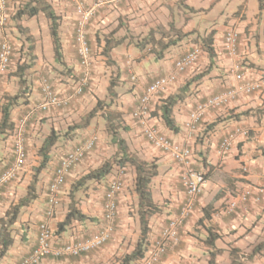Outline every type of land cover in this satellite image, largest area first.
<instances>
[{
	"label": "crops",
	"instance_id": "0c3cea01",
	"mask_svg": "<svg viewBox=\"0 0 264 264\" xmlns=\"http://www.w3.org/2000/svg\"><path fill=\"white\" fill-rule=\"evenodd\" d=\"M61 1L60 4L64 8L61 9L62 13L54 7L58 14H62L60 37L63 56L61 62L57 61L55 57L48 19V36H42L43 30L41 28L39 33L34 30L32 25H28L26 20L23 21L32 37L28 40L34 46V61L36 62L33 68L36 71L34 76L40 78L41 74L47 75L54 81L51 84L55 93L73 96L74 98L66 106L51 107L47 111L37 109L36 106L43 99L40 90L41 81L37 79L35 89L28 98L29 102L26 99L25 103L12 109L15 129L12 134L0 140V174L12 162L13 143L17 136L19 121L29 115L23 130L27 146V158L16 179L0 190V218L4 216L12 204L18 202L19 197L26 195L32 179L30 175L32 168L37 164L34 160H41L38 149L50 130L54 128L61 131L62 136L50 152L51 160L39 174L36 185L37 197L22 209L18 222H16V224L21 222L22 234L16 236L14 244L4 258L0 260V264H18L37 244L39 223L47 208L48 184L59 158L91 134H98L97 148L83 163L77 165L67 175V183L60 195L61 202L57 207L55 217L51 220L54 229L57 228L59 221L64 220L68 211L69 197L65 191L67 186L84 173L99 167L104 160L109 158V151L113 148L105 139L106 118L104 113L107 107L99 109L88 127L76 129L71 131L69 135H64L70 125L80 122L95 107L97 98H88L86 95L74 96V87L63 81L69 75L73 77V74L82 72V68L75 38L77 22L72 19L69 10L65 9L66 6L69 8L70 5H64L65 3L73 4L74 0ZM84 1L86 6L94 11L92 15L94 18L87 31L91 46H94L93 34H98L100 37L101 32H106L109 24L113 23L115 19L118 23V30L114 29L115 35L117 33L124 35L126 30L130 29L135 30L138 34L139 32L143 33V37H145L152 29H157L159 26L172 30L170 33H174V39H176L177 33L182 35L176 44L165 50L164 57L160 59H157L156 54L151 50L149 52L146 49L140 50L128 38L114 47L111 52L112 59L121 68L122 80L126 79L127 69L133 67L137 72L136 82H132L129 86H127V82L122 83L125 90H129L122 97L123 102L117 107L124 113L126 125L129 128L128 138L134 143L133 149L137 151L138 155L148 160L155 159L159 165V174L152 181V193L154 200L162 205L163 212L154 215L151 219L152 231L149 236L151 241L159 237L162 227L169 218L175 217L179 213L181 205L186 200V192L181 181L183 166L163 150L151 145L147 140L146 143L141 142L138 135L142 130L132 112L137 106L139 97L156 77L173 72L175 61L181 55L194 45H202L203 52L197 63L186 72L179 74L177 81L167 91L154 96L151 102V107L156 113L151 118V123L173 138L176 143L190 146L192 148L191 162L193 166L206 172L205 187L196 201L194 212L180 226L178 239L168 244L155 264H205L201 258L196 256L198 250L209 249L203 240L204 237L201 236L202 234L208 235L205 228L208 227V221L212 222L217 231L221 233L222 237L217 245L224 249L221 254L216 256L214 264H221L219 259L221 255L226 256V260L222 264H229L228 249L230 248L226 244L221 245L220 242L232 243V246L243 247L244 249L262 234L261 232L257 235L252 231V227L259 222L251 223L252 226L245 228L243 234L239 233L238 229L241 227L239 225L255 220L258 214H264V154L262 152L264 147V90L242 94L219 109L208 110L194 129L189 128L187 123L190 112L199 102L237 84L233 73L236 65L240 66L247 79H255L264 74V10H260L259 6L257 11L250 14L248 0H241L240 4H237L239 9L237 11L233 8L230 9L226 13V19L221 23L219 19L221 16L223 19L225 10L220 9L219 4L223 0ZM208 3L211 5L210 8L207 6ZM182 5L186 7L185 10L182 9ZM41 15L45 16L44 13H40L37 18ZM201 21L208 24L205 30L201 28ZM232 26H235L239 31V40L236 52L230 54L224 49L223 43L226 31ZM8 28H0V40L4 34H8ZM100 29L102 31H99ZM213 30L215 31L214 53L210 55L204 48L202 40ZM168 35L169 33L157 37L161 39V43H164ZM45 38L47 43L43 40ZM28 40L25 42L27 43ZM98 42L99 45H104L102 39H99ZM63 63L72 69L69 75L64 71L51 69L53 65H62ZM95 75L96 72L93 77L97 78ZM168 97L177 100L173 108L174 119L179 127L177 131L169 129L160 114L159 106ZM87 102H91L90 107H86ZM238 127L248 131V134H239L231 149L225 155L220 154L222 138ZM212 157L217 158V161L212 162ZM87 168L89 169L87 170ZM129 168L132 180L126 173V185L120 194L117 228L109 244L88 255L68 258L50 257L44 259L40 264H107V261L115 254L120 256L126 250H131L132 247L128 248L125 242L131 236L133 238L131 228L134 227L139 231V222L136 216L127 214L128 208L132 204H137L138 201L134 190V168ZM116 170L117 167L100 181H91L88 197H85L79 206L88 218L76 220L66 230L59 232L57 236L62 241H71L76 237L88 235L99 228L103 216L106 187ZM252 185L255 188L259 186L263 189L261 200L251 199L244 203L241 202L235 209H231L230 204L237 200L238 194ZM207 206L212 207L213 212L210 219L203 220L204 227L200 224V220L203 219L204 209ZM244 242L248 244L244 246ZM152 246V244L149 246L148 253ZM140 262L141 260L133 264H140Z\"/></svg>",
	"mask_w": 264,
	"mask_h": 264
},
{
	"label": "built area",
	"instance_id": "2783aa9c",
	"mask_svg": "<svg viewBox=\"0 0 264 264\" xmlns=\"http://www.w3.org/2000/svg\"><path fill=\"white\" fill-rule=\"evenodd\" d=\"M10 0H0V28L5 29L10 21ZM76 11L79 15L77 26V43L81 62L89 69V46L85 36L84 26L87 20L92 17V8L86 9L84 0H74ZM239 40V31L235 26L230 27L224 36V49L233 54L236 52ZM12 39L8 34H4L0 40V86L4 76L13 64L14 54ZM203 48L201 45H194L174 64V71L156 77L147 87L146 91L139 97L137 106L132 112L133 117L138 121L141 130L149 143L176 160L183 166L182 185L186 192V200L181 205L179 213L175 217L168 219L162 227L161 233L155 239L151 251L141 260L140 264H155L164 253L169 243L176 241L179 237L180 226L194 210L196 201L202 193L206 183V172L197 169L191 162L192 148L187 145L176 143L173 138L162 132L151 123L150 105L154 96L167 91L178 78V75L189 70L197 63ZM88 73V71H86ZM237 84L230 88L213 94L205 100L199 102L192 109L187 126L194 129L200 122L203 115L212 109H219L242 94H251L264 90V74L255 79H247L239 65L233 69ZM137 80L136 76H132ZM87 77L75 87L74 95L79 94ZM41 91L42 101L36 106L41 111H47L51 107L66 106L73 96H64L55 93L53 85L48 78L42 79ZM29 119V115L21 118L17 127V136L13 146V162L0 174V190L8 183L14 181L19 170L23 167L27 158L26 143L23 130ZM239 134L247 135L248 131L238 127L234 131L227 133L220 142V154L225 155L232 147ZM99 136L96 133L80 141L59 158L53 176L47 188V208L43 219L39 223L37 244L23 257L18 264H40L46 258H68L88 255L102 249L112 239L117 228L119 216L120 194L126 185V172L124 168H117L114 176L108 181L103 203V216L99 228L85 236L76 237L71 241H62L55 233L51 220L55 217L57 207L61 202L62 187L66 183L68 173L87 158V155L98 143ZM262 188H246L239 193L237 200L230 204L231 209H235L239 203L247 202L251 199L261 200Z\"/></svg>",
	"mask_w": 264,
	"mask_h": 264
},
{
	"label": "trees",
	"instance_id": "16d2710c",
	"mask_svg": "<svg viewBox=\"0 0 264 264\" xmlns=\"http://www.w3.org/2000/svg\"><path fill=\"white\" fill-rule=\"evenodd\" d=\"M9 4V12L11 19L13 6L10 2ZM259 6L260 10H264V0H259ZM40 13H44V15L50 20L49 26L53 38L55 57L57 61L61 62L63 56L62 43L60 37L62 16L55 11V9L47 0H31L26 5L22 6L17 11L15 17V20L17 21V27L20 31L25 30L26 26L23 27L22 21L25 20V18L37 16ZM156 34L157 30L152 29L145 37L141 38L140 41H137L136 45L140 50H145L147 46L151 45L152 47L150 50L156 54L157 59L163 58L165 50H167L171 45L176 44L177 41L182 38V35L175 33L177 35L176 39H170L167 42L161 43V39L158 38ZM29 36L30 37H28V39H31V35ZM214 37L215 31L213 30L202 40L204 48L209 52L210 55L214 53ZM122 42H124L123 38L115 39L113 35L112 37L111 35H108L106 37L105 44L102 48V54L105 55L108 59H110L113 48L118 46ZM29 48L33 50L34 46L32 45ZM13 58L14 54L12 56V59ZM114 82L115 81H112L109 86L110 91L115 89V87L117 86L115 85L116 83L114 84ZM83 90L84 86L82 91L76 96H80ZM19 97V95H12L9 97V100L3 103L1 106L0 140L12 134L15 129V122L12 119V109L20 103ZM115 97L116 96L114 94L113 98ZM71 101L72 99L70 100V102ZM176 101V98L168 97L159 106L162 118L164 119L168 128L173 131H177L179 128L175 122L173 115V108L175 106ZM70 102L68 104H70ZM108 105H110L111 111H105L104 113V116L106 118V129L107 132L112 136V140L115 145H117V151L115 152L114 156L112 155L108 159L104 160L99 167L91 169L90 171L84 173L79 178H77L76 181L71 183V200L68 203V211L64 220L58 222L57 231H55V233L58 234L59 232L66 230V228L76 220H85L88 218V216L77 205L78 203L75 197L76 192H78L82 188L86 189L88 181H100L104 179L106 176L112 173L115 167L124 168L125 172L127 173V166L129 165L131 168H134V190L137 194L138 199L136 212L131 216H136V218L138 219L140 227V236L131 248V250H126L125 252H123L118 258V260L114 261L112 264H133L136 261L142 260L147 255L149 246L151 244H154L155 240L151 241L149 238L150 232L152 231L151 219L154 215L163 212L162 205H160L154 200L152 193V181L159 174V165L155 159L148 160L138 155L137 152L131 148V144L129 141H127V139L118 136L120 128H123L126 131H128L129 128L126 125V121L123 115L124 113L117 107H113V102L108 103ZM99 109H104V107H102L101 101H98L97 106H95L89 113H87L80 122L70 125L69 129L65 132L64 135H69L71 131H74L76 129H84L88 127L91 120L95 117ZM154 111L150 105L151 118L156 115ZM141 133L144 136L143 132ZM61 136V131H57L53 128L50 130L49 134L44 138L41 146L38 149V154L41 156V161L39 166L37 167L36 173H34L28 185L26 195L21 197L17 203L12 204L5 212L4 216L0 218V260L4 258L10 247L14 244L15 237L12 235V230L10 228L18 221L22 209L28 206L37 197L36 185L39 180L38 174L47 166V164L51 160L50 152L60 140ZM144 138L146 139L145 136ZM97 146L98 143L96 144L94 149L87 155V157L92 154V152L97 148ZM262 152L264 154V147L262 149ZM81 163H83V161ZM204 210V217L200 220V224H203L204 219H210L213 212L212 207L210 206L205 207ZM205 228L208 232V235L206 236V239L203 240L205 241L207 247L211 249V259L209 261V264H214L216 256L221 254L224 250L217 245V241L221 238L222 235L213 227L208 226ZM263 255L264 235L258 237V239L251 243L248 248H246L244 251L241 250L240 247L232 246L229 249V264H248L250 262H253L257 257Z\"/></svg>",
	"mask_w": 264,
	"mask_h": 264
},
{
	"label": "rangeland",
	"instance_id": "374dc122",
	"mask_svg": "<svg viewBox=\"0 0 264 264\" xmlns=\"http://www.w3.org/2000/svg\"><path fill=\"white\" fill-rule=\"evenodd\" d=\"M29 1H31V0H10L11 5L13 6V10H12L11 19H10L8 26H7V27H9L7 32H8V35L12 39V43L14 44V49H15L14 50V58H13L14 63L10 67L9 71L7 72L5 79H4V83L2 82L3 86L1 85L2 87H0V109H1L2 104L5 103L6 101H8L9 97L12 95H19L20 96L19 97L20 103L17 104L16 106L25 103V101L28 100V98L31 96L32 92L35 89V87H34L36 85L35 81L37 79H39L41 81V85H42V79L48 78L47 75H42V74L40 75V78H37V76L36 77L34 76L36 71L33 70V68H34L36 62L34 61V58H35L34 51L29 48L30 46H32V42H30V40H28V37H30L29 35H31L30 31H29L28 27H26L25 30L20 31L19 28L17 27V21L15 20L17 11L22 6L26 5ZM47 1L52 5L53 8L55 7L58 12H61V9H64L63 5L60 4V3H62L61 0H47ZM66 2H68V1H66ZM239 2H241V0H223V2L221 4H219V8L225 10V12L223 13L224 14L223 19H221L222 16L219 19V20H221V23L226 19L225 18L226 13L228 11H230V9L233 8L236 11L239 9V6L237 7V4L238 5L240 4ZM248 3H249L250 14L252 12L257 11V9L259 7V0H248ZM64 5H70L69 8H67L68 6H66L65 9L69 10V12L71 13L72 19L77 22L76 28H75V35H76L78 21H79V15L76 11L75 3H73V4H70V3L66 4L65 3ZM207 6H208V8H210L211 7L210 3H208ZM87 8L88 7L86 6V9ZM185 8L186 7H184L182 5V9L185 10ZM60 15L62 16V14H60ZM75 18H76V20H75ZM93 18L94 17L89 18V20H87V23L84 26V30H86L85 36H86V39L88 41V46H89V56H90L89 57V67H88L89 69H87L85 64H83L81 62V58H80V65L82 68L81 69L82 72L79 71L77 74H73L74 75L73 77H70L69 74L72 71V69L66 63L65 64L63 63L62 64L63 66L61 64L53 65L51 67V69L52 70L56 69L57 71H64L66 74H68L69 75L68 78L63 79V81H65V83H69L70 85H72V87H74V89H75V87L77 88V86L82 82L84 77H87V81L84 84V90L80 96L86 95L88 98L96 97L97 100H96L95 106H97L98 101H101L102 107H107L105 109V111L109 112L111 110H110V105H108V103L113 102V105H112L113 107L120 106V104L123 102L122 97L129 90V89L125 90L122 83L124 84L125 82H127V84H128L127 86H129V85H131L132 82H136V80H133L132 76H136L137 72L135 71L136 69H134L133 67L127 69L126 70L127 73H125L126 79L122 80V72H121L120 66L112 59V56L110 59H108L105 55L102 54V48L104 45H102V46L99 45L98 41H99V39H102L104 41V44H105L106 37L108 35L109 36L111 35V37H112V35H113V37H115V39L123 38V40L125 41V39L128 38V39H130V42H134L136 44L137 41H140V39L143 38L144 34L140 33V32L138 34L135 30L128 29V30H126V32H125L126 34H124V35L118 34V33L115 35L114 29L118 30V23L116 21L117 19H115V21H113V23L111 22V24H109V26H108L109 28L107 29L106 32H101L100 37L98 36V34H95V33L93 34L94 37H92V38H93L94 46H91L87 31H88L89 26L91 25ZM47 19L48 18L46 16H43V15L39 16L38 18H37V16L25 18V20L28 22L27 24L32 25L34 30L38 31L39 33L41 32L40 28L43 30L41 32L42 36H44V35L48 36L49 35V28H48L49 26L47 25ZM48 21L50 22L49 19H48ZM201 22H202L201 28H202V30H205V28L208 26V24L205 21H201ZM22 25L24 27V21L22 22ZM49 25H50V23H49ZM128 26H131V25L128 24ZM162 27L163 26L157 27V29H156L157 30V36L161 37L162 35H166L169 33L167 40H165V41H169L170 39H174V36H175L174 33H172V34L170 33V32H172V30L164 28V27L162 28ZM126 28H128V27H126ZM101 29L103 30V28H101ZM101 29L99 31H102ZM76 37H77V35L75 36V38ZM25 40H28V42L26 43ZM43 40H45V43H47L46 38ZM76 45H77V52L79 54L77 40H76ZM24 47H25V49H24ZM151 47L152 46L149 45V47H147L146 50L149 52ZM79 56H80V54H79ZM97 57H99V58H97ZM86 71H88V73ZM94 71L96 72L97 78L93 77V74H95ZM48 79H49L50 83L54 82L53 79L52 80L50 78H48ZM112 81H115L114 84L116 83L115 85H117L115 87V89L112 90L113 92L109 90V86H110ZM40 90H41V86H40ZM114 94L116 96L115 98H113ZM28 102H29V100H28ZM90 103L91 102H89V103L87 102L86 107H90ZM105 131H106L105 139H106L107 143H109V145H111L113 147L109 151V153H110L109 157H111L112 155L113 156L115 155V152L117 151V145H115V143L113 142L112 136L107 132V129H105ZM128 135H129L128 131L124 130L123 128H120V130L118 132V136L121 138L127 139V141H129L131 144V148L133 149L134 143H132L129 140ZM138 138H141L142 143L147 142L146 139L143 137L142 133H139ZM142 147H144V146H142ZM135 148H136V146H135ZM134 151H136V150H134ZM211 160H212V162H216L217 158L212 157ZM34 161L37 162V164H35L32 168V171L30 174L31 177H33L34 173H36L37 167L39 166L41 160H34ZM129 167L130 166L128 165L127 166V173H128L127 176H129V179L132 180V174H131ZM88 169L89 168H87V170ZM227 169H228V167H227ZM39 174H38V176H39ZM74 181H76V179ZM90 184H91V181H88L86 189L82 188L81 190H79L78 192L75 193V197H76V201L78 203L77 204L78 207L82 204V201L84 200V198L88 197V193H89L88 190H89ZM253 187H255V186L252 185V186H249L247 188H253ZM256 188H261V187L256 186ZM70 189H71V183L67 186V188L65 190L67 193V196L69 197L68 203L71 200ZM155 196H156V199H158L157 195H155ZM20 198L21 197H19V200H20ZM136 205L137 204H132V206L128 208V210H127L128 215L131 216V215L135 214ZM132 211H134V212H132ZM193 212H194V210L192 211V213ZM192 213H190V215H192ZM255 218H256L255 220L253 219V220L247 221V223H243V224L239 225L241 227L238 229V232L243 234L245 232V228H250V226H252L251 223L256 224L259 222L254 227H252V231L257 235H259L262 232V234H260L259 237L263 236V233H264V214H261V215L258 214ZM20 223L21 222L19 221V223H17V224L15 223L10 228L12 230V235L15 238H16V236H21V234H22V228H21ZM202 225L204 226V224H202ZM208 226L213 227L215 230H217V228L214 227L213 223L210 221H208ZM139 229H140V227H139ZM55 231H57V228H55ZM131 231H132L133 238L131 236L129 238V240H127V242H125V244L127 245L128 248L133 247L135 241H137V239L140 236V230L137 231V229L133 227V228H131ZM134 234L136 236L135 238H134ZM201 236L204 237V239H206L205 234H202ZM246 241L248 242L249 240H246ZM220 244L221 245L226 244L227 247H229V248L232 247V243L227 244V243L220 242ZM247 244H245V242H244L243 245L246 246ZM249 245H247L246 248H248ZM246 248L243 249V247H242L241 250L244 251ZM198 251H197L198 254L196 257L201 258L205 264H209V261L211 259V252H210L211 249L203 250V251L198 250ZM228 251H229V249H228ZM120 256H117L115 254L114 256H112V258H110V260L107 261V264H112L114 261L118 260V258ZM219 259H220L221 264H222L226 260V256L221 255V256H219ZM248 264H264V255L257 257L253 262H250Z\"/></svg>",
	"mask_w": 264,
	"mask_h": 264
},
{
	"label": "clouds",
	"instance_id": "9594fccd",
	"mask_svg": "<svg viewBox=\"0 0 264 264\" xmlns=\"http://www.w3.org/2000/svg\"><path fill=\"white\" fill-rule=\"evenodd\" d=\"M7 26H8V25H7ZM13 63H14V60H13ZM12 65H13V64H12ZM12 65H11V66H12ZM9 69H10V68H9ZM8 71H9V70H8ZM6 74H7V73H6ZM5 76H6V75H5ZM5 76H4V77H5ZM4 79H5V78H3V81H2V82H4ZM1 85H2V83H1ZM0 87H1V86H0ZM41 93H42V91H41ZM41 101H42V100H41ZM41 101H40V102H41ZM151 102H152V101H151Z\"/></svg>",
	"mask_w": 264,
	"mask_h": 264
}]
</instances>
